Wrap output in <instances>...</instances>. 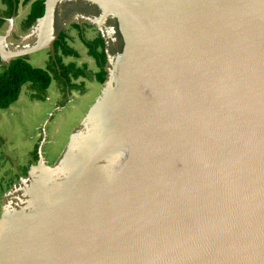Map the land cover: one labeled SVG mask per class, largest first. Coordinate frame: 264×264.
<instances>
[{"label":"water","instance_id":"1","mask_svg":"<svg viewBox=\"0 0 264 264\" xmlns=\"http://www.w3.org/2000/svg\"><path fill=\"white\" fill-rule=\"evenodd\" d=\"M125 1V10L175 9L169 15L165 11L155 15L161 28L168 23L172 29L160 32V28L157 33L175 42H166L158 56H171L174 62L164 71L171 76L157 93L161 98L173 90V95L154 106L158 102L150 94L147 77L140 105L133 111L145 120L139 126L127 122L132 131H143L139 142L145 149L137 152L133 147L131 162L117 172L118 179L105 191L107 197L119 193L124 204L101 196L103 203L97 201L95 216L109 223L108 231L82 242L78 237L64 254L61 246H47L35 228L37 222L25 226L6 244L7 251L0 249V264H264V65H246L237 44L232 46L231 37L236 40L238 35L227 11L235 7L226 0ZM55 2L45 1L46 12L34 27L45 37L33 52L54 46L59 38ZM150 11L135 14L147 18ZM125 24L127 30L137 28L129 19ZM131 30L128 34L134 35ZM147 47L152 46L132 49L131 66L143 62L151 67ZM164 107L169 113L159 112ZM154 111L159 115L155 121L151 119ZM120 133L104 146L117 144ZM26 230L37 235L34 243L43 249L15 259L10 253L14 246L32 245L25 240L29 236L19 240Z\"/></svg>","mask_w":264,"mask_h":264},{"label":"rangeland","instance_id":"2","mask_svg":"<svg viewBox=\"0 0 264 264\" xmlns=\"http://www.w3.org/2000/svg\"><path fill=\"white\" fill-rule=\"evenodd\" d=\"M226 3L235 7L227 11L233 32L243 37L254 35L252 31L258 26L260 32L255 34H261L263 38L259 39L264 42V0ZM123 6L125 0H56V36L65 34L54 46L28 56L34 67L49 72L52 85L44 91L26 84L23 100L0 109V249L7 251L6 244L25 226L40 222L39 226L46 228H35L43 239L54 232L53 247L61 246L62 254L69 251L76 241L72 242L63 232V225L58 224L72 214L82 228L91 230L100 219L91 208L95 198L103 196V191L118 179L117 172L131 162L133 147L137 152L145 149L139 142L144 133L132 131L127 122L142 125L143 120L137 122L142 115L138 113L136 117L133 111L140 105L149 66L144 67L143 62L131 66V51L151 45L147 47V60L152 65L151 61L157 58L153 65H163L158 56L168 42L175 40L158 34L153 19L135 14L150 10L138 12L142 10H125ZM126 19L137 25L134 30L128 26L134 35L128 34ZM99 36L104 38L108 53V82L104 84L99 74L101 63L93 52L95 47L103 49ZM135 39L139 40V47ZM160 59H165L166 70L174 61L171 56ZM5 70L0 67V74ZM169 94L172 96L173 90ZM155 114L152 116L157 117ZM120 131L117 144L104 146ZM136 157L139 158L138 153ZM27 236L32 244L27 246L34 251L27 246H14L11 257L20 259L40 248L39 243H34L38 237L32 230L23 232L19 240Z\"/></svg>","mask_w":264,"mask_h":264},{"label":"bare ground","instance_id":"3","mask_svg":"<svg viewBox=\"0 0 264 264\" xmlns=\"http://www.w3.org/2000/svg\"><path fill=\"white\" fill-rule=\"evenodd\" d=\"M173 10H175V9L169 8V10H168L164 6H160L158 8H155V9L151 10L150 13L148 12L147 15L148 16L151 15V18L150 19H153L156 22V28L157 29H160L161 28V25H160L161 22L158 20L159 18H156L155 17L156 12L165 11L166 14L168 13V15H169L170 14V11L173 12ZM180 13L183 16L182 17L183 18V21L184 22H187L188 21V17L186 16V13L184 11H181ZM250 22L253 23V25L255 26L254 22H252V21H250ZM166 23L167 22H165V24ZM189 26L192 27V24L189 25ZM190 27H188V28H190ZM172 28L174 30H176L175 21H173ZM161 29L162 30H158V31L162 32L163 30H166V29L169 30V31L172 30V29H170V26L168 25V23H167V27L166 26H163ZM258 29H259V27L258 26H255L254 31H257ZM169 31H167V32H169ZM258 32H260V31H257V33ZM182 33H183V31H182ZM254 36L255 35H245L244 37L243 36H237L236 40H235L234 37H231L232 40H230V42H231L232 46H234V47L237 44V47H238V49H239V51L241 53V54L239 53V55L241 56V59L244 61V63L246 65H251L252 67H262L261 65H264V42L261 41L259 38L260 37L263 38V36L261 34L260 35L258 34L255 37ZM227 56H229V55H227ZM177 58H179V57H177ZM158 59H159V61L161 63H163V65H157V64L156 65H151V67L149 68V72L147 73V77H148V83L147 84L150 85V94L154 93L153 95H155V97H156V102H158V104H154V106L156 105L157 107L159 106V104H161V102H162L161 100H169V98L171 97L170 94H169V91L163 97H161V98H160L159 94L157 93L159 87L160 88H164V85L166 84V82H165L166 75H167V78L171 76L170 74L168 75V74H165L164 73V71H166V67L164 66V64L166 65L165 59H160V58H158ZM173 62L174 61H172L168 65H173ZM136 63L138 64V62H136ZM168 69H171V66L168 67ZM161 110L162 111H166L167 113H169V111H170L168 109V107L167 108L164 107ZM154 112H156L155 116H159L158 113H157V111H154ZM136 119H135V121H136ZM151 119L152 120H155L156 117L151 116ZM142 120L144 121L145 118H142V117L141 118H138L137 122H140ZM143 121L140 124H142ZM141 132H143V131H141ZM89 181H90V179H89ZM113 192L118 193L117 188H114L113 189ZM107 195L108 194L105 191H103V199H109L110 201L112 200L116 204H118V202L124 204V200L118 199L119 193L116 194V195H114V197L113 196L107 197ZM101 198L102 197H100V196L97 195V197L95 198V202L93 203V205L91 207L93 210H95V207L97 208V206L100 205V203H98L97 201H100V202L103 203V200H100ZM100 214L103 216V213H100ZM70 215H72V214H70ZM70 215H69V217L67 216V219L63 220V222H62L63 224H60L59 223L58 225H60V226L63 225L62 226L63 232H65V234L68 236V238L72 242L76 241V239L78 237H80V240L79 241L82 242L86 238H88V237L92 236L93 234H96L97 233V235L95 236V238H96L99 234H102V233H105L106 231H108L106 229L110 226L108 222H106L104 224L105 221H103L102 223L100 221H98L93 226V228L91 230H88L86 228H82L81 222H79L80 220L78 218L71 217ZM104 219L105 218H103V220ZM37 224L39 226L40 225V222H38ZM39 227L40 228H43V226H39ZM57 230H59V227H57ZM53 233L54 232L46 234V236L44 238L45 239L44 241L46 242V244H47L48 247L53 245V239H54L52 237V234ZM28 239L29 238H27L26 240H28ZM39 245L42 248H39L37 251H39L40 249H43V246L41 244H39ZM37 251L34 252L35 255L38 253Z\"/></svg>","mask_w":264,"mask_h":264},{"label":"crops","instance_id":"4","mask_svg":"<svg viewBox=\"0 0 264 264\" xmlns=\"http://www.w3.org/2000/svg\"><path fill=\"white\" fill-rule=\"evenodd\" d=\"M37 1L39 0H0V19H3L0 20V63L1 60L4 61V64H0L1 68L7 69L17 58L28 59L29 55L35 53V47L44 41L45 32L37 33L38 28L34 30L37 21L31 25L29 20ZM25 87L26 85L16 104L24 99Z\"/></svg>","mask_w":264,"mask_h":264},{"label":"trees","instance_id":"5","mask_svg":"<svg viewBox=\"0 0 264 264\" xmlns=\"http://www.w3.org/2000/svg\"><path fill=\"white\" fill-rule=\"evenodd\" d=\"M45 1L39 0L33 5V11L30 17L31 25L44 16L46 12ZM64 34L65 32L60 35L57 42L61 41ZM98 41L102 44L103 49L100 51L95 47L93 48V52L97 54L99 58L98 62L101 63L99 74L101 83L104 84L108 75V71L106 70L108 53L104 38L99 36ZM101 57L102 59L100 61ZM28 83H32L40 90L47 91L50 85H52V77L48 71L34 67L27 58L13 60L10 66L0 74V109H8L16 103L22 94L23 87Z\"/></svg>","mask_w":264,"mask_h":264}]
</instances>
